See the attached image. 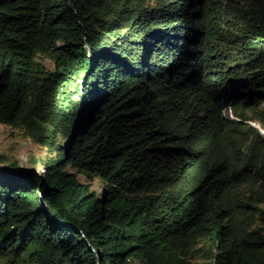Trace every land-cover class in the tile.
I'll list each match as a JSON object with an SVG mask.
<instances>
[{
  "label": "trees",
  "instance_id": "1",
  "mask_svg": "<svg viewBox=\"0 0 264 264\" xmlns=\"http://www.w3.org/2000/svg\"><path fill=\"white\" fill-rule=\"evenodd\" d=\"M147 1L0 0V123L69 138L42 175L0 165V264H264V135L247 122L264 0ZM126 28L132 63L105 50Z\"/></svg>",
  "mask_w": 264,
  "mask_h": 264
},
{
  "label": "rangeland",
  "instance_id": "2",
  "mask_svg": "<svg viewBox=\"0 0 264 264\" xmlns=\"http://www.w3.org/2000/svg\"><path fill=\"white\" fill-rule=\"evenodd\" d=\"M155 3L156 0H150L147 1L146 5L153 6ZM131 32L132 31L130 28L120 29L116 32H113L114 34L111 37H107L105 39V50H111L110 47L119 48L120 50L118 51L120 52H122L121 49H124L127 52L133 49L132 53L134 56L130 58L125 56L124 58L128 63H132L133 61H135V58H137L138 60L141 56V47L140 45L131 46L130 44L136 43V38L141 40L142 37H139V35H137L133 40H131V37L129 36ZM130 40L133 42H131ZM42 59H44L46 65L51 70L55 69V64L49 56L45 55L44 57H42ZM112 60L113 59H108L109 64ZM115 65L119 66V63H116ZM115 65L113 66L116 67ZM108 68L109 67H107V69ZM98 73L99 72H96L94 76L88 78L87 82H89L90 84L95 83L101 76V83L94 86V88H98V91H102L105 88L104 75H99ZM112 74H114V72L110 73V75ZM84 75L85 74L82 73L80 76L81 78H79L80 80L75 79L73 84L64 86L66 88V93L65 96H63L61 99H66V102L63 105V109H65V111L68 110H66L67 106L73 107L78 103L79 105L82 104L80 103L81 99L83 98L81 83L83 82ZM61 109V106L56 109L57 115H59L58 113H60ZM261 114L264 115V99L257 105L255 104L254 108L248 110V116L251 118L247 120L249 124L259 129L264 135V122L259 120ZM236 115L237 114L233 115L232 117H236ZM68 140L69 138L62 136V133H59L56 135V144L54 146H45L43 144L36 143L31 137L26 134L25 130L19 127H13L4 123H0V157L2 159L0 160V165L6 166L9 164H16L17 166H20L24 173L28 176H33L35 174L42 175L45 173L46 162L58 157V152L56 151L57 145L61 144L63 148H68ZM78 178L82 183L88 186V192H97L98 194L102 192L104 182L99 177L93 180H89L86 175L79 174ZM207 243V238L201 240V245ZM206 248H210V244H207ZM195 261L198 263H201L203 261V252L199 254V257L196 258Z\"/></svg>",
  "mask_w": 264,
  "mask_h": 264
},
{
  "label": "water",
  "instance_id": "3",
  "mask_svg": "<svg viewBox=\"0 0 264 264\" xmlns=\"http://www.w3.org/2000/svg\"><path fill=\"white\" fill-rule=\"evenodd\" d=\"M79 127H80V119H78V120L76 121V126H75L74 133H75V131H77V130L79 129ZM97 254H98V253H97Z\"/></svg>",
  "mask_w": 264,
  "mask_h": 264
},
{
  "label": "clouds",
  "instance_id": "4",
  "mask_svg": "<svg viewBox=\"0 0 264 264\" xmlns=\"http://www.w3.org/2000/svg\"><path fill=\"white\" fill-rule=\"evenodd\" d=\"M111 37V36H110ZM77 80H79V79H77ZM82 83H85V82H82ZM81 83V84H82ZM62 90V89H61ZM81 91H82V95H83V92L85 91V87H81ZM228 112H230V115L231 116H233L234 114L232 113V110H230V111H228Z\"/></svg>",
  "mask_w": 264,
  "mask_h": 264
},
{
  "label": "flooded vegetation",
  "instance_id": "5",
  "mask_svg": "<svg viewBox=\"0 0 264 264\" xmlns=\"http://www.w3.org/2000/svg\"><path fill=\"white\" fill-rule=\"evenodd\" d=\"M80 80V79H79Z\"/></svg>",
  "mask_w": 264,
  "mask_h": 264
}]
</instances>
